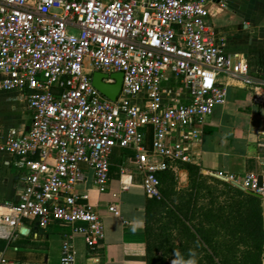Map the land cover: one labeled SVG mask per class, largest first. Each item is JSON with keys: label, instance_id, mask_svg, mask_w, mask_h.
<instances>
[{"label": "built area", "instance_id": "2783aa9c", "mask_svg": "<svg viewBox=\"0 0 264 264\" xmlns=\"http://www.w3.org/2000/svg\"><path fill=\"white\" fill-rule=\"evenodd\" d=\"M211 1L0 0V89L23 92L30 113L26 129L0 130V153L22 173L17 200L0 202V227L71 226L60 264H76L75 236L89 252L105 238L89 195L76 190L85 169L106 193L113 151L131 152L120 190L137 174L146 198L160 200V175L194 164L201 128L226 100L219 78L237 81L264 109V82L225 53L206 21ZM94 72L122 74L114 101L92 85ZM215 175L264 198V175ZM107 210L119 217L116 203Z\"/></svg>", "mask_w": 264, "mask_h": 264}, {"label": "crops", "instance_id": "0c3cea01", "mask_svg": "<svg viewBox=\"0 0 264 264\" xmlns=\"http://www.w3.org/2000/svg\"><path fill=\"white\" fill-rule=\"evenodd\" d=\"M206 21L217 37L223 39L225 53L243 58L254 79L264 82V0H212L207 5ZM219 82L225 85L227 97L224 103L214 107L201 128L200 141L192 155L194 165L209 180L211 177L219 179L216 173L233 175L237 179L246 174L264 175L263 106L253 99L250 90L243 88L237 81L221 77ZM29 125L30 113L26 109L25 94L0 89V130H22ZM124 163L132 164V153L115 149L111 156L110 184L106 193L95 191L92 172L87 169L86 181L76 187L77 191L89 195L105 232L102 245L92 252H89L81 236L74 237L76 264H147L145 223L150 199L144 195L141 177L137 174L133 175L127 190H120L119 169ZM21 177L22 173L15 167L14 160L0 153V202L17 200L22 189ZM170 179L182 190L189 185L188 172L182 166L176 175H163L164 193L165 183ZM127 180L126 177L122 178V181ZM242 192L253 195L246 190ZM253 196L261 200L264 235V198ZM217 202L222 206L228 199L219 197ZM111 203L118 205L119 217L108 213L107 207ZM192 203L196 209L204 207L206 211L211 208L210 198L204 195ZM226 210L225 207L220 213L221 219L226 217ZM4 212L0 208V213ZM197 223L195 216L191 224L195 226ZM204 226L206 233L209 237L214 236L215 241L224 242L229 237L223 228H217L218 234L212 235L207 231L213 225ZM71 232L72 227L68 225L52 224L42 229L33 221H24L15 230L0 227V252L7 264H60L61 244ZM235 233L238 234L237 229ZM173 234L175 238L180 236V240H174L175 246L179 249L187 247L188 252H194L198 262H201L203 250L207 247L194 230L191 229L189 234L174 230ZM207 263L203 259L202 264ZM261 264H264V242Z\"/></svg>", "mask_w": 264, "mask_h": 264}, {"label": "trees", "instance_id": "16d2710c", "mask_svg": "<svg viewBox=\"0 0 264 264\" xmlns=\"http://www.w3.org/2000/svg\"><path fill=\"white\" fill-rule=\"evenodd\" d=\"M180 166L185 167L188 172L190 192L184 190L173 193L175 196L173 199L166 197L162 188V178L164 174L170 172L163 173L159 177L163 199H150L146 207L147 264H173L177 251L186 259L189 257L187 247L179 249L174 244L173 233L176 230L174 229L176 224L180 225L179 231H184L186 234L193 229L198 239L206 245L208 250H203L204 254L201 259L206 260L207 264H261L264 235L260 198L244 193L213 177L210 179L217 184L224 185L225 191L205 187V182L202 180L205 178L194 164H181ZM201 190H206L204 196L210 198L211 202V208L206 211L204 207L196 209V205L192 203L193 200L202 196L200 195ZM185 197L189 198L185 203V209L180 212L175 202L178 199L184 200ZM219 197H226L228 202L219 206L217 202ZM225 207L227 214L224 219H221L220 213ZM195 216L198 223L194 226L191 221ZM204 224L213 225L207 231L212 235L218 234L217 228H223L226 234L228 233V239L226 237L224 242L215 241L214 236L209 237L204 230ZM236 229L238 234L235 233ZM198 264H202V261Z\"/></svg>", "mask_w": 264, "mask_h": 264}, {"label": "water", "instance_id": "95a60500", "mask_svg": "<svg viewBox=\"0 0 264 264\" xmlns=\"http://www.w3.org/2000/svg\"><path fill=\"white\" fill-rule=\"evenodd\" d=\"M108 77L113 79L114 83L107 84V83L103 82V79H107ZM91 82H92V85L101 94H103L109 100L114 101L121 91L122 74L121 73H112L110 75H107V74H102L100 72H94L92 74ZM234 186L237 187L238 189L242 190V191H245V189H243L242 187H240L237 184H235ZM251 194L255 195L254 193H251Z\"/></svg>", "mask_w": 264, "mask_h": 264}, {"label": "rangeland", "instance_id": "374dc122", "mask_svg": "<svg viewBox=\"0 0 264 264\" xmlns=\"http://www.w3.org/2000/svg\"><path fill=\"white\" fill-rule=\"evenodd\" d=\"M202 180H204V182H205V187H210L211 189L216 188L219 191H225V189H226L225 186H222L221 184H217V183H215V182H213V181H211L209 179H202ZM190 188H191V185H187L182 190V188H178V186L171 179L166 181L165 187H164L165 193H166V197L168 196L171 199L175 198V196H174L173 193H176V192H179V191L181 192V191H184V190H187L188 192H190ZM205 194H206V190L205 191L204 190H201L200 195H202V196H199L197 199H200V197H203V195H205ZM188 198L189 197H185L184 200H180V199L176 200L175 204L180 209V212L185 209V203L188 201L187 200ZM221 200H222V198H221ZM197 205H198V202H197ZM163 222H165V220H163ZM174 229H176L178 231L180 229V225L179 224L174 225ZM182 233L184 234V231ZM175 240H180V236H176ZM201 261L203 262V259H201Z\"/></svg>", "mask_w": 264, "mask_h": 264}, {"label": "clouds", "instance_id": "9594fccd", "mask_svg": "<svg viewBox=\"0 0 264 264\" xmlns=\"http://www.w3.org/2000/svg\"><path fill=\"white\" fill-rule=\"evenodd\" d=\"M175 259L173 264H198L196 254L191 252L189 257L186 259L179 251L175 253Z\"/></svg>", "mask_w": 264, "mask_h": 264}]
</instances>
